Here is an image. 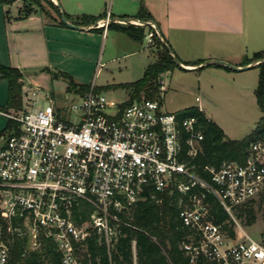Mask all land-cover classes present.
I'll return each mask as SVG.
<instances>
[{
  "label": "built area",
  "instance_id": "obj_1",
  "mask_svg": "<svg viewBox=\"0 0 264 264\" xmlns=\"http://www.w3.org/2000/svg\"><path fill=\"white\" fill-rule=\"evenodd\" d=\"M109 21L107 15L103 24ZM149 25L145 37L152 44L157 32ZM38 95L39 87L22 82L21 107L0 108L14 122L0 147V264L11 256L4 228L24 238L23 255L45 236L55 242L63 264H92L83 262L89 254L79 252L91 240L104 244L111 258L124 229H138L132 222L135 203L145 197L158 203L167 189L179 192V245L191 262L264 264V243L234 215L264 189V134L250 140L243 161L202 165L207 180L194 160L204 138L196 115L162 109L160 99L145 95L124 104L90 84L63 117L50 100L36 105ZM194 99L204 112L200 95ZM208 194L228 213L233 234L215 221ZM84 204L90 206L86 217ZM131 248L136 264L135 239Z\"/></svg>",
  "mask_w": 264,
  "mask_h": 264
},
{
  "label": "crops",
  "instance_id": "obj_2",
  "mask_svg": "<svg viewBox=\"0 0 264 264\" xmlns=\"http://www.w3.org/2000/svg\"><path fill=\"white\" fill-rule=\"evenodd\" d=\"M101 1L106 6L107 0ZM62 3L67 21L78 27L63 22L61 14L48 5L44 11L28 0H0V65L16 67L22 82L39 87L35 104L50 100L63 117L68 114V107L57 100L62 96L78 100L83 93L69 89L64 75L82 86L94 84L100 89L116 83H96L95 76L107 63L117 58L127 60L138 51L139 41L120 26L128 22L143 24L135 23L140 19L134 17L141 5L149 13L146 20L155 24L158 36L187 66L200 67L206 60L215 59L242 65L246 57L264 47V0H115L114 7L112 0L106 10L100 0ZM87 15L95 19L84 21ZM107 15L110 21L104 25ZM258 61H250V67ZM208 64L227 67L218 61ZM121 68L129 69L130 65ZM7 99L8 80L0 70V108L12 111L7 107ZM193 104L195 99L182 107ZM9 122L10 118L0 112V147Z\"/></svg>",
  "mask_w": 264,
  "mask_h": 264
},
{
  "label": "trees",
  "instance_id": "obj_3",
  "mask_svg": "<svg viewBox=\"0 0 264 264\" xmlns=\"http://www.w3.org/2000/svg\"><path fill=\"white\" fill-rule=\"evenodd\" d=\"M9 1V0H8ZM26 1V0H25ZM39 4L41 9L47 11V6L53 7L58 13V5L52 0L46 1L43 4L42 0H28ZM149 13L141 5L137 16L141 20L149 19ZM95 16L87 15L84 21L94 20ZM150 29L152 27L148 25ZM120 28L127 32L132 38L142 40L145 36L144 24H134L128 22L121 25ZM149 29V30H150ZM153 51L155 52V59L149 62L143 72V75L133 81L108 84L105 87H128V98L124 104L130 102L134 98H139L141 95L154 98V94L158 89L161 75L172 69L175 65V53H171L163 40L154 33L153 36ZM173 51V50H172ZM264 47L255 51L251 57H246L243 63H249L253 60H259L254 66L259 68L258 82L255 87V94L258 104L263 110V114L259 119L253 130L239 139L228 137L223 129L205 112L199 110L194 105H189L181 108L179 114H193L198 117L202 123L204 131V138L201 140V150L195 156L196 171L205 179L209 180V175L202 170L204 164H219L224 159H236L243 161L247 152V146L251 139L259 134H264ZM2 75L8 80V99L7 107L10 109H18L21 107L22 96L20 79L21 72L16 67L0 65ZM68 81V88L80 90L84 92L88 86H82L73 81L69 75H64ZM14 124L13 120L7 125V129ZM178 191L174 189L171 193L168 189L161 194L162 200L155 202L148 197L138 200L132 208V222L138 229L126 227L124 234L118 237V240L111 248V258L108 257L107 248L104 244H96L91 240L87 244V254L89 259L84 258L83 262L92 264H133L131 240L135 239L136 248V264H207L204 260L191 262L189 256L184 253L179 245V237L184 229L181 227L177 217L178 207L176 200ZM260 197L262 214L264 216V189L258 195ZM207 199L211 203L212 212L216 222L222 224L229 233L233 234L232 220L228 213L223 209L219 201L208 194ZM254 198L241 204L236 208L239 215L242 211L247 214V223L254 219V210L248 202H252ZM250 204V203H249ZM90 206L84 204L82 207V215L86 217ZM77 217V212H76ZM3 237L6 241L11 243V256L8 264H63L60 259V251L51 237L41 236L40 246L31 250L27 255H23L24 238L3 230Z\"/></svg>",
  "mask_w": 264,
  "mask_h": 264
},
{
  "label": "rangeland",
  "instance_id": "obj_4",
  "mask_svg": "<svg viewBox=\"0 0 264 264\" xmlns=\"http://www.w3.org/2000/svg\"><path fill=\"white\" fill-rule=\"evenodd\" d=\"M62 1L56 0V4L59 2L63 7ZM29 2L34 3L32 1ZM43 2L45 3L44 0ZM100 2H102L103 9L110 8L112 4V0H107L106 6H104V1L100 0ZM114 5L115 0L112 7ZM127 13L131 14V12ZM149 29L148 24H144L145 34ZM137 41H139L138 51L135 54L131 55L127 60L117 58L111 63H107L105 67L102 66L100 68L102 71L100 70L101 72L99 71L95 76V82L113 81L121 83L140 78L143 75L145 65L153 61L155 52L153 51V45L147 44L145 36L142 40ZM106 52L107 50L103 59L106 57ZM177 57L179 58V56ZM179 60L183 64L180 58ZM224 64L227 67L205 64L196 68H184L176 63L172 69L163 73L162 83L159 84L154 98L161 100L162 109L174 110L194 102V97L198 94L201 97L199 105L205 114L218 122L228 137L234 139L242 138L253 130L260 115L263 114L255 94L259 68L253 66L245 69H235L231 65L242 66L244 64L237 65L228 61H225ZM123 65H130V68H121ZM106 67L111 69L108 70ZM111 71L113 72L112 75ZM96 89L99 90L100 88ZM100 91L118 102L126 100V97L129 96L128 87L110 86L100 89ZM72 99V96L70 98L62 96L57 100V103L64 104L69 109ZM258 195L253 197L252 202H248L255 214L254 219L250 223L246 221L247 214L245 211H242L241 215L235 211L234 215L239 225L249 235L264 243V216ZM234 224L237 226L236 223ZM79 252L81 255L86 254L87 246L81 245Z\"/></svg>",
  "mask_w": 264,
  "mask_h": 264
},
{
  "label": "water",
  "instance_id": "obj_5",
  "mask_svg": "<svg viewBox=\"0 0 264 264\" xmlns=\"http://www.w3.org/2000/svg\"><path fill=\"white\" fill-rule=\"evenodd\" d=\"M57 5L59 6L60 14H61V19L63 20V22H65V23H67V24H69V25H72V26L78 27L77 24H72V23H70V22L67 21L66 13H65V11L63 10L62 6L59 4V2H57ZM123 19L128 20L129 18H128V17H123ZM140 21H141L143 24H149V21H148V20H141V19H140ZM163 42L166 44L167 49L173 54V51H172L171 46H170L169 44H167V42H166L165 40H163ZM174 59H175V62H176L177 64L181 65V66L184 67V68H194V67H196V66L191 67V66L183 65V64L180 62V60H179V58H178L177 56H174ZM261 60L264 61V58H262ZM212 61H218V62H220V63H225V61H223V60L215 59V60H206L203 64H208V63H210V62H212ZM201 65H202V64H201ZM251 65H252V63L244 64V65H242V66L231 65V67H233V68H235V69H245V68L250 67ZM162 80H163V74H162L161 77H160V81H161V82H162Z\"/></svg>",
  "mask_w": 264,
  "mask_h": 264
}]
</instances>
